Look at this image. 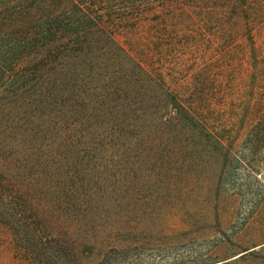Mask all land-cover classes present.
Wrapping results in <instances>:
<instances>
[{
  "label": "rangeland",
  "instance_id": "rangeland-1",
  "mask_svg": "<svg viewBox=\"0 0 264 264\" xmlns=\"http://www.w3.org/2000/svg\"><path fill=\"white\" fill-rule=\"evenodd\" d=\"M12 1L43 5L0 7ZM252 4L99 0L117 10L116 46L97 48L141 65L185 110L148 78H120L134 65L106 62L100 86L127 97L120 145H77L79 129L61 144L51 110L0 79V264H264V142L251 135L264 115V4Z\"/></svg>",
  "mask_w": 264,
  "mask_h": 264
},
{
  "label": "trees",
  "instance_id": "trees-1",
  "mask_svg": "<svg viewBox=\"0 0 264 264\" xmlns=\"http://www.w3.org/2000/svg\"><path fill=\"white\" fill-rule=\"evenodd\" d=\"M88 1L43 0V5L37 6L13 1L2 4L0 79L3 87H14L13 94L21 102L51 110L48 118L52 124L56 128L65 125L61 144L74 141L67 131L79 129V139L75 138L77 145L106 148L116 142L120 145L122 137L114 130L129 127L120 117V113L128 109L122 104L127 97L118 94L124 91L99 84L107 80L100 77L106 62H115L121 70L129 64L134 65L138 75L122 74L120 78L138 84L142 77L148 78L149 84L160 87L161 93L170 99L174 111L185 110L164 84L129 59L123 50L119 51L129 59L126 62L110 51L104 54L97 48L101 44L116 46L111 30L115 23L111 18L117 10L111 6L100 8L99 0L96 3ZM238 1L248 7H253L255 2L264 4V0ZM141 9L128 10L130 19L139 15ZM55 114H59L57 119L53 117ZM105 118L113 124H105ZM251 135L252 143L264 142V115L252 125Z\"/></svg>",
  "mask_w": 264,
  "mask_h": 264
}]
</instances>
